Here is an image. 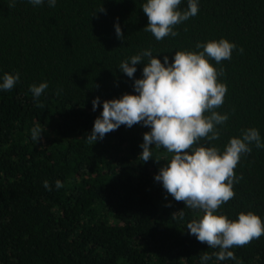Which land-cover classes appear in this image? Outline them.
<instances>
[{"label":"trees","instance_id":"obj_1","mask_svg":"<svg viewBox=\"0 0 264 264\" xmlns=\"http://www.w3.org/2000/svg\"><path fill=\"white\" fill-rule=\"evenodd\" d=\"M11 2L0 0V84L5 73L19 80L0 89V264H202L204 253L211 256L204 264H264V235L221 261L213 255L219 248L190 234L188 223L203 210L176 201L155 180L173 154L152 145L143 162L140 145L151 130L143 122L87 139L105 100L138 94L134 82L150 58L142 57L131 78L119 69L122 61L150 50L172 63L176 51L198 53V43L223 38L236 45L231 59H208L227 87L215 111L229 118L216 125L218 139L193 149L222 153L249 128L264 144V0H198L197 15L174 26L178 35L159 41L144 30L147 0H56L55 7L15 0L9 8ZM187 8L181 0L178 10ZM43 82L48 88L34 97L30 86ZM36 126L38 142L31 138ZM249 147L234 169L235 196L216 214L237 220L251 211L264 222V147Z\"/></svg>","mask_w":264,"mask_h":264},{"label":"clouds","instance_id":"obj_2","mask_svg":"<svg viewBox=\"0 0 264 264\" xmlns=\"http://www.w3.org/2000/svg\"><path fill=\"white\" fill-rule=\"evenodd\" d=\"M28 2L38 6L44 0ZM48 3L50 7H55L56 0H48ZM180 3L181 0H147L142 6L148 18L144 30L152 33L158 41L168 35H178L173 31L174 26L196 16L199 11L198 0H188V8L183 12L178 10ZM14 6L15 0H12L9 8ZM103 11V8L99 10ZM115 32L117 38L123 40L119 23L115 24ZM196 47L203 51H176L172 63H169L167 56L162 63L152 56L150 50L122 61L119 69L131 78L137 71L136 65L142 63V57L150 58L143 68V78L134 82L138 94H124L118 99L105 100L103 111L95 119L87 139L96 142L121 125L131 128L143 122L144 126L150 127L151 130L144 133L140 145L143 149L140 154L143 162L151 158L152 145L163 147L173 154L170 162L155 176V180L162 182L163 188L176 201H183L188 208L203 210L202 217L192 220L187 228L199 242L211 248H219L220 251L213 255L223 261L235 259L234 252L229 249L243 247L264 235V222L251 211L241 212L237 220L216 214L222 204L235 196L233 183L239 182V178L234 169L241 154L250 153L249 145L252 143L257 148L264 147V144L261 143L259 131L249 128L244 131L242 138H231L222 153L216 147L199 146L193 149V145L201 139H218L216 125L224 124L229 118L215 111L223 104L227 87L218 82V76L223 74V70L218 72L208 58L217 64L230 60L236 45L221 38L205 44L198 43ZM18 80L19 73H5L0 89L11 90ZM47 88L48 83L43 82L38 86L31 85L30 91L38 98ZM99 103V97L92 101L93 111ZM41 133L39 126L32 128V140L38 142ZM43 186L48 191L52 190L47 180ZM55 187L62 188V182L56 180ZM210 259L211 256L204 253L202 264Z\"/></svg>","mask_w":264,"mask_h":264}]
</instances>
